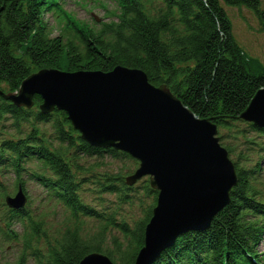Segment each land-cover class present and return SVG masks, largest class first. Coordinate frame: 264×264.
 <instances>
[{
	"label": "trees",
	"instance_id": "trees-1",
	"mask_svg": "<svg viewBox=\"0 0 264 264\" xmlns=\"http://www.w3.org/2000/svg\"><path fill=\"white\" fill-rule=\"evenodd\" d=\"M111 1L119 9L117 21L95 30L71 22L59 0H0V91L17 90L22 80L40 69L108 72L122 66L142 70L155 86L166 84L193 113L216 125L237 181L228 203L207 228L180 234L152 264H264L257 252L264 238V192L259 187H264V128L240 117L264 86V66L235 41L221 5L251 9L264 32V0ZM49 12L63 16L66 23L70 20L67 28L75 29L77 38L52 37L44 16ZM41 102L34 95L33 107L26 109L0 96V123L10 121L8 127L15 132L0 137V168L15 174V189L23 192L21 176L27 172L28 181L62 206L75 225L51 236L26 206L14 210L1 202L6 209V230H1L6 239L20 240L10 226L16 221L24 224L23 251L15 264L29 259L34 264H79L94 252L114 264H134L157 192L143 181L142 190L152 204L133 226L115 210L85 202L82 193L88 195L90 183L96 184L99 195L115 194L120 202H130L133 185L107 172L91 181L93 166L84 165V158L135 160L112 148L90 145L71 126L67 113L43 114L38 109ZM90 220L99 224L97 232L82 237L79 223ZM112 230L120 235L110 238L114 248L109 249L105 243Z\"/></svg>",
	"mask_w": 264,
	"mask_h": 264
},
{
	"label": "water",
	"instance_id": "water-1",
	"mask_svg": "<svg viewBox=\"0 0 264 264\" xmlns=\"http://www.w3.org/2000/svg\"><path fill=\"white\" fill-rule=\"evenodd\" d=\"M34 95L41 97V113L64 111L90 145L111 147L135 158L138 167L125 178L128 186L148 176L157 197L134 264H152L180 234L207 228L228 203L237 179L227 151L215 136V124L193 113L165 84H151L142 70L122 66L108 72L40 69L22 80L17 90L0 91L2 98L27 109ZM240 117L264 128V86ZM6 202L18 208L24 198L18 192ZM79 264L114 263L94 252Z\"/></svg>",
	"mask_w": 264,
	"mask_h": 264
},
{
	"label": "rangeland",
	"instance_id": "rangeland-1",
	"mask_svg": "<svg viewBox=\"0 0 264 264\" xmlns=\"http://www.w3.org/2000/svg\"><path fill=\"white\" fill-rule=\"evenodd\" d=\"M227 15L231 20L232 32L235 40L241 45L242 49L249 57L257 59L264 66V32L260 29L258 19L255 13L245 6H226L224 5ZM64 11L70 18L79 26L90 27L99 30L103 25H109L117 21L118 10L115 3L109 0H65L63 2ZM46 19L52 27V34L54 36L65 35L64 26L55 15H47ZM10 121L5 120L0 123V137L5 136L4 132H11L12 127H8ZM45 132L50 128L44 129ZM24 131V130H23ZM133 159V158H132ZM135 160V159H134ZM84 165H92L93 177L91 181H96L99 174H118L122 177L131 174L138 165L137 161H131L127 158H120L113 160L110 157L104 158H84L82 160ZM27 165V164H26ZM28 166H31L28 163ZM0 168V203L9 197L12 198L15 194V176L11 172H6ZM24 174V172H23ZM26 181V195L25 202L28 204L29 212L34 219L42 222V227L46 234L51 236H58L59 234L75 225L69 213L55 200L46 197V193L41 187L35 183L28 181L25 174L23 177ZM264 179V173H263ZM147 181V177H142L136 180L132 186L130 202H120L115 194L99 195L95 183H90L91 191L88 195L82 193V199L97 208H108L119 213V218L125 221L130 226L143 217L145 210L152 204L148 201V197L142 190L143 181ZM144 181V182H145ZM260 190L264 192V187L259 186ZM96 192V193H95ZM6 209L0 205V264H15L21 252L23 245L21 243V236L24 229L22 222H14L10 228L20 235V240L6 239L2 235V231L6 230V225L3 218ZM81 236L87 238L96 234L99 224L95 221H81ZM4 229V230H3ZM2 230V231H1ZM113 235L119 236L117 231H109L105 246L113 249L114 246L111 241ZM123 241V239H120ZM259 254L264 253V241L258 245ZM26 264H34L29 259Z\"/></svg>",
	"mask_w": 264,
	"mask_h": 264
}]
</instances>
